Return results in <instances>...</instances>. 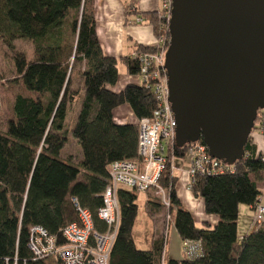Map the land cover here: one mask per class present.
I'll list each match as a JSON object with an SVG mask.
<instances>
[{
	"label": "trees",
	"instance_id": "obj_1",
	"mask_svg": "<svg viewBox=\"0 0 264 264\" xmlns=\"http://www.w3.org/2000/svg\"><path fill=\"white\" fill-rule=\"evenodd\" d=\"M141 15L158 35L163 24L161 34L170 38L166 18ZM19 40L32 43L33 59L18 48ZM0 45L11 53L15 74L12 81L3 73L2 78L34 94L15 95L11 117L0 111V264H45L29 246L31 228L42 226L63 242V228L79 222L77 205L91 212L98 229L107 228L98 209L109 165L137 158L138 149V124L117 123L114 111L129 104L141 119L151 116L157 100L146 84L129 83L118 92L111 89L118 82L120 62L130 75H138L140 62L104 54L93 0H0ZM78 98L81 106L70 131L68 112ZM69 132L81 147L80 165L61 157ZM195 143L204 144L202 139L184 146L174 141L169 156L183 158ZM263 172V154L249 139L233 172L198 175L190 191L203 200L207 214L219 217L215 226L198 225L181 205L176 191L179 176L169 163L160 184L169 189L174 226L182 241H201L203 252L195 259L184 255L165 263L166 238L153 237L151 246L138 247L137 196L120 187L121 223L110 264H264V223L243 237L238 234L240 206L253 208L261 199L258 180ZM158 199L148 203L151 210L163 206Z\"/></svg>",
	"mask_w": 264,
	"mask_h": 264
},
{
	"label": "water",
	"instance_id": "obj_2",
	"mask_svg": "<svg viewBox=\"0 0 264 264\" xmlns=\"http://www.w3.org/2000/svg\"><path fill=\"white\" fill-rule=\"evenodd\" d=\"M169 32L175 142L234 165L264 110V0H172Z\"/></svg>",
	"mask_w": 264,
	"mask_h": 264
},
{
	"label": "built area",
	"instance_id": "obj_3",
	"mask_svg": "<svg viewBox=\"0 0 264 264\" xmlns=\"http://www.w3.org/2000/svg\"><path fill=\"white\" fill-rule=\"evenodd\" d=\"M163 8V18L169 21L172 0H163ZM136 21L142 22L143 19L138 17ZM169 45L170 38L163 35L158 41L156 50L136 53L133 56L140 62L138 84H146L153 89L157 107L151 116L137 121L139 130L137 158L117 160L109 165V181L101 193L102 204L98 209V216L107 224V228L98 229L91 212L77 205L79 222L70 223L63 228V242L42 226L31 228L29 246L36 259L44 260L54 256L61 264H110V254L121 223V206L118 197L121 185L146 193L153 190L162 205L166 207L165 238L167 239L168 230L174 225V212L171 211L169 189L160 184V179L169 163L173 172L177 169L175 157L171 158L169 152L166 153V149L174 145L177 128L165 67ZM5 82L0 71V86ZM2 107L0 91V111ZM258 115L252 133L257 129L264 135V110L259 111ZM164 142L167 147L164 146ZM189 152L190 166L187 169L189 191L198 175L222 174L235 170V164L230 165L212 157L205 144L195 143L190 146ZM253 213V223L259 228L264 223V203L261 199L253 207ZM182 246L184 255L189 259L197 258L203 252L199 240L184 239Z\"/></svg>",
	"mask_w": 264,
	"mask_h": 264
},
{
	"label": "crops",
	"instance_id": "obj_4",
	"mask_svg": "<svg viewBox=\"0 0 264 264\" xmlns=\"http://www.w3.org/2000/svg\"><path fill=\"white\" fill-rule=\"evenodd\" d=\"M129 6L131 7L128 10L127 8ZM93 7L98 38L105 55L116 58H133L136 53H142L138 50L139 46H154L155 50L158 48V41L163 35L161 33V35H158L153 25L147 19L143 18L141 13H156L159 18H163V0H93ZM138 17H141L143 21L137 22L136 19ZM129 83L138 84V78L137 75H130L124 65L123 72H121L119 67L118 82L111 89L118 92L123 90ZM2 95L4 97L3 89ZM13 100L14 97L11 101L10 117L13 113ZM114 114L116 122L120 124L137 123L138 121L129 104L119 106L115 109ZM250 140L255 145L257 152L264 154V135L258 131H254ZM189 166L187 168L178 167L182 172L176 186V191L181 205L192 213L198 225L210 224L211 226H215L219 222V217L217 215L207 214L203 200L195 198L187 189V169ZM261 200L263 201V195L261 196ZM152 210L150 209V213L154 214L157 209ZM248 211L251 215L253 214V208L251 206H240L238 227H242V220L247 217V214H249ZM256 229L257 227L253 223H250L249 226H243V235L241 237Z\"/></svg>",
	"mask_w": 264,
	"mask_h": 264
},
{
	"label": "rangeland",
	"instance_id": "obj_5",
	"mask_svg": "<svg viewBox=\"0 0 264 264\" xmlns=\"http://www.w3.org/2000/svg\"><path fill=\"white\" fill-rule=\"evenodd\" d=\"M162 26L163 24L160 25L161 28L159 29L161 33L164 32V27ZM16 44L18 48L24 50L28 54L30 60L34 58L33 45L31 42L19 40L16 42ZM119 67H120L121 72H123L124 65L121 62L119 63ZM0 71L1 73H3V75L6 78H10L11 81L15 77V74L13 71L11 53L8 51L7 48L3 47L2 45H0ZM10 80L0 86L1 95H2V89L4 93V97L2 95V100L4 101V104L1 109V113L7 118L10 117L11 101L13 97H15V95L17 94L34 95L28 92L22 85L14 84L10 82ZM79 84H80L79 80L75 79L74 85L77 86ZM81 101H82V98H78L77 101H75V103L70 106V109L68 112V121H67L68 128L70 131L72 127L74 126L75 121L77 119V114L81 106ZM255 131H258V130L255 129ZM164 146H166L165 142H164ZM168 150L169 149L167 148L166 153L168 152ZM61 157L63 159H71L72 162L76 165L81 164V161H82L81 147L77 143V141L73 138L71 132H69L68 142L61 153ZM176 159L177 161L175 162L177 163L176 164L177 169H175V173L179 176V180H180L182 170L179 169L178 167L187 168L189 166V163H190L189 150L187 151V154L185 155V157H183V159L182 158H176ZM258 185L263 190V201L262 202L264 203V172H263V178L258 180ZM121 187L128 188L129 190L133 191L135 195L137 196L138 216H137V222L135 226V230H136L135 240H136L138 247L147 248L148 246H151V241L153 237L165 238V235H166V231H165L166 207L156 205L158 209L155 210L154 214L150 213L151 206H149L150 204L148 203H152L151 200L155 201L158 199V197L154 194L153 190L150 191L149 193H146V192L137 191L133 188H129L123 185H121ZM253 215L254 213L251 215L250 212L249 214H247V217L243 219L244 221L242 220L243 222L242 227L246 225L249 226L250 223L251 224L253 223V217H252ZM173 218L175 219V212L173 213ZM242 227H238V234L240 237L241 235H243ZM183 256H184V253H183L182 239L176 227L174 225H171L170 229L168 230L165 253L163 254L164 263L167 262L168 259L170 258L180 259V258H183ZM44 263L45 264H57V259L54 256H50L44 259Z\"/></svg>",
	"mask_w": 264,
	"mask_h": 264
}]
</instances>
